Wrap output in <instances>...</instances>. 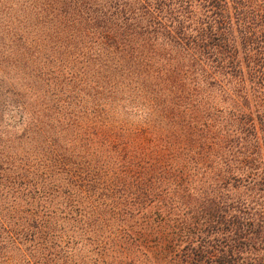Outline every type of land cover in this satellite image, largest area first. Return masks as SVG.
Returning a JSON list of instances; mask_svg holds the SVG:
<instances>
[{"label":"trees","instance_id":"16d2710c","mask_svg":"<svg viewBox=\"0 0 264 264\" xmlns=\"http://www.w3.org/2000/svg\"><path fill=\"white\" fill-rule=\"evenodd\" d=\"M171 213L175 257L264 264V0H0V264Z\"/></svg>","mask_w":264,"mask_h":264},{"label":"rangeland","instance_id":"374dc122","mask_svg":"<svg viewBox=\"0 0 264 264\" xmlns=\"http://www.w3.org/2000/svg\"><path fill=\"white\" fill-rule=\"evenodd\" d=\"M152 216V215H150ZM181 215L177 213H171L170 215L165 216V220L161 222H141L139 217L132 218L133 222L116 225L118 223H109L107 226L102 228H97L96 231L101 229L103 234H108L109 232L124 231L130 233H139L146 235L144 243H139L136 245L128 246L123 250L117 249L115 246L109 248L106 255H99L95 245H89L84 236V232L91 235L93 230H84L79 233V242L75 248V258L76 264H191V260L185 259L188 257L189 251L184 250L179 253L178 257H175L172 252V248L169 246V243L162 241L149 242L147 235H172L179 233V231H185L187 229L186 222L177 219ZM153 217V216H152ZM99 233V232H98ZM183 246L181 245L180 250ZM96 249V250H95ZM117 249V250H115ZM221 247L216 249H211L207 245L200 250L201 261L199 264H218L216 261L220 260ZM226 251V249L224 248ZM211 256L213 258H211ZM211 259V260H209ZM213 260V262H212ZM210 261L212 263H210ZM239 264V263H238Z\"/></svg>","mask_w":264,"mask_h":264}]
</instances>
